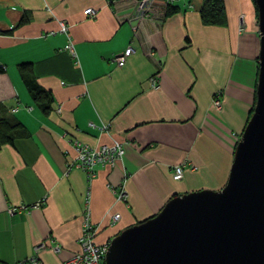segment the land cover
<instances>
[{
    "label": "crops",
    "instance_id": "1",
    "mask_svg": "<svg viewBox=\"0 0 264 264\" xmlns=\"http://www.w3.org/2000/svg\"><path fill=\"white\" fill-rule=\"evenodd\" d=\"M223 2L227 23L215 26L201 22V0H153L144 17L137 0H0V118L24 127L0 146V264L69 258L85 199L103 244L173 196L225 185L255 100L259 30L253 0ZM168 3L178 9L165 15ZM127 46L133 51L117 65L113 57ZM22 62L52 95L47 114L24 85ZM113 139L124 142L113 166L90 179L68 169L74 141ZM185 162L195 168L172 179L170 168Z\"/></svg>",
    "mask_w": 264,
    "mask_h": 264
},
{
    "label": "water",
    "instance_id": "2",
    "mask_svg": "<svg viewBox=\"0 0 264 264\" xmlns=\"http://www.w3.org/2000/svg\"><path fill=\"white\" fill-rule=\"evenodd\" d=\"M252 113L225 185L171 197L160 211L114 236L105 264H264V0Z\"/></svg>",
    "mask_w": 264,
    "mask_h": 264
},
{
    "label": "built area",
    "instance_id": "3",
    "mask_svg": "<svg viewBox=\"0 0 264 264\" xmlns=\"http://www.w3.org/2000/svg\"><path fill=\"white\" fill-rule=\"evenodd\" d=\"M153 0H137L136 11L137 17L148 16L151 12ZM83 13L89 17L93 16L95 11L88 7L84 9ZM59 31L67 33L68 26L59 22ZM66 49L73 54V46L69 40V43L66 46ZM133 51L132 47L127 46L120 54L113 57V61L120 65L123 63L125 58ZM152 81V79H151ZM212 104L215 108H219L220 101L215 96L212 100ZM56 112H60L59 107L56 108ZM103 129H107V126L104 125ZM73 146L75 149L74 160H69L67 163L68 169L72 167H77L83 171L88 179L92 178L99 167H110L113 166L117 160L121 159L124 154V142L113 139L111 143L102 144L99 146H90L85 143H80L79 141H74ZM188 166L190 168H195L194 165L190 163H181L173 165L171 170V176L174 180H179L183 176L184 167ZM118 198L123 199L124 193L119 192ZM9 213H12L13 210L9 209ZM119 218L118 213L111 215L112 221H116ZM97 227L90 220L89 208L87 205V199H85L84 214L82 216V232L79 239V248L65 261L60 264H105L104 256L109 245V241L103 244H97L94 240ZM45 244L41 243L38 246L34 247V250L37 251L40 248L44 247ZM39 264L36 255H31L25 260L15 262L14 264Z\"/></svg>",
    "mask_w": 264,
    "mask_h": 264
},
{
    "label": "trees",
    "instance_id": "4",
    "mask_svg": "<svg viewBox=\"0 0 264 264\" xmlns=\"http://www.w3.org/2000/svg\"><path fill=\"white\" fill-rule=\"evenodd\" d=\"M254 1V0H253ZM256 7V6H255ZM177 7L172 4H167L165 15H170L177 11ZM199 18L203 24L224 26L227 23L226 10L223 0H201V7L199 8ZM26 21L25 15H23L18 25ZM18 69L22 74L24 85L26 86L28 93L33 103L42 111L47 114L50 111V103L52 101L51 93L39 86L33 76L32 67L30 62H22L18 64ZM4 71L3 67L0 66V73ZM255 102V100H254ZM252 108L249 111V119ZM23 124L16 118H0V146L2 144L10 143L13 144L14 139L17 135L23 132Z\"/></svg>",
    "mask_w": 264,
    "mask_h": 264
}]
</instances>
